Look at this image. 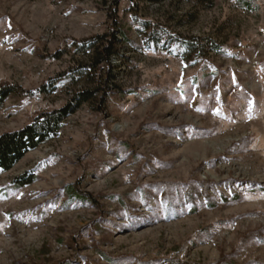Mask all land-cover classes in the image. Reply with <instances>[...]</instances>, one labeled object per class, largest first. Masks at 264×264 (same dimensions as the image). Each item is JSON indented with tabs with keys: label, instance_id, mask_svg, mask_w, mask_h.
I'll use <instances>...</instances> for the list:
<instances>
[{
	"label": "rangeland",
	"instance_id": "374dc122",
	"mask_svg": "<svg viewBox=\"0 0 264 264\" xmlns=\"http://www.w3.org/2000/svg\"><path fill=\"white\" fill-rule=\"evenodd\" d=\"M111 1L0 0V85L30 91L0 134L87 85L72 43L111 30ZM118 22L105 110L0 172V264H264V0H121Z\"/></svg>",
	"mask_w": 264,
	"mask_h": 264
},
{
	"label": "trees",
	"instance_id": "16d2710c",
	"mask_svg": "<svg viewBox=\"0 0 264 264\" xmlns=\"http://www.w3.org/2000/svg\"><path fill=\"white\" fill-rule=\"evenodd\" d=\"M150 3H162L165 0H145ZM121 0H112L108 9V17L112 21L111 30L104 34H96L80 40L74 39L72 45L76 53L88 55V64L75 65L65 72V75L74 79L86 80V86L74 90L72 97L65 105L52 110H43L36 114L33 121L24 127L6 131L0 134V172L11 170L31 150L42 143L57 136L62 128L63 122L84 104L98 100L101 111H104L106 98L115 87L116 78L113 58L118 54L116 44L119 34L124 32L117 30L119 22ZM145 27H151L150 22L144 23ZM182 45L186 56L203 55L205 46L200 40L182 38ZM218 46H216V49ZM63 52L53 55L60 58ZM64 75V74H62ZM60 77L52 78L40 88V93H49L57 88ZM30 91L10 83L0 85V104L12 94H24ZM36 180L34 174H23L18 176L14 183L25 186Z\"/></svg>",
	"mask_w": 264,
	"mask_h": 264
}]
</instances>
